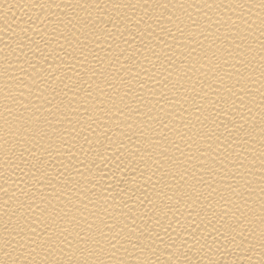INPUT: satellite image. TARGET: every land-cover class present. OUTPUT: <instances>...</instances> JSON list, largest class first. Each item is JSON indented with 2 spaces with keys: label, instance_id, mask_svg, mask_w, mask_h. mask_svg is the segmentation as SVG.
I'll return each mask as SVG.
<instances>
[{
  "label": "bare ground",
  "instance_id": "obj_1",
  "mask_svg": "<svg viewBox=\"0 0 264 264\" xmlns=\"http://www.w3.org/2000/svg\"><path fill=\"white\" fill-rule=\"evenodd\" d=\"M0 264H264V0H0Z\"/></svg>",
  "mask_w": 264,
  "mask_h": 264
}]
</instances>
